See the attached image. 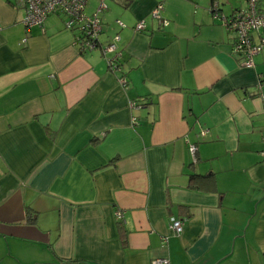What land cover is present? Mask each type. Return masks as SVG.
I'll list each match as a JSON object with an SVG mask.
<instances>
[{
  "label": "crops",
  "instance_id": "0c3cea01",
  "mask_svg": "<svg viewBox=\"0 0 264 264\" xmlns=\"http://www.w3.org/2000/svg\"><path fill=\"white\" fill-rule=\"evenodd\" d=\"M104 2L116 73L0 0V264H264V47L242 67L222 24L245 0Z\"/></svg>",
  "mask_w": 264,
  "mask_h": 264
},
{
  "label": "built area",
  "instance_id": "2783aa9c",
  "mask_svg": "<svg viewBox=\"0 0 264 264\" xmlns=\"http://www.w3.org/2000/svg\"><path fill=\"white\" fill-rule=\"evenodd\" d=\"M90 0H15L17 7L24 10L22 25L26 29L40 27L47 17L55 12H60L65 16V27L67 30L77 31L73 39V46L80 54L99 50L106 58L109 71L116 73L121 71L119 63L120 54L117 51L116 41L102 45L100 35L102 33V21L99 13L106 10L104 0L99 1L97 11L87 16L85 8ZM163 9L162 4H158L152 11L151 17L162 27H167L168 22L160 16ZM211 11L214 18H219L217 3H214ZM119 23V22H118ZM223 26L236 35V42L233 48L235 54H241L243 60L240 65L245 68L253 67V58L258 55L264 47V35H259L258 41L254 42L253 34L264 32V11L261 9V0H245V6L237 10L229 18H223ZM119 25H121L119 23ZM144 22L135 25L136 32L145 31ZM117 84L121 88H126L127 80L123 76L117 78ZM260 97H264V81H260L256 87ZM130 109H140L141 105L136 103L129 104ZM133 123L136 119H132ZM201 135H204L202 133ZM188 151L193 162L196 161L197 147L194 144L188 145ZM116 219H122L120 212L116 213ZM184 220H173L170 230L174 236L182 233ZM150 264H170L166 258L153 260Z\"/></svg>",
  "mask_w": 264,
  "mask_h": 264
},
{
  "label": "trees",
  "instance_id": "16d2710c",
  "mask_svg": "<svg viewBox=\"0 0 264 264\" xmlns=\"http://www.w3.org/2000/svg\"><path fill=\"white\" fill-rule=\"evenodd\" d=\"M195 176H191V182L195 180Z\"/></svg>",
  "mask_w": 264,
  "mask_h": 264
}]
</instances>
